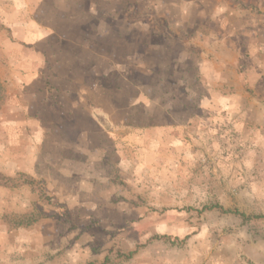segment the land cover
<instances>
[{"label":"rangeland","instance_id":"rangeland-1","mask_svg":"<svg viewBox=\"0 0 264 264\" xmlns=\"http://www.w3.org/2000/svg\"><path fill=\"white\" fill-rule=\"evenodd\" d=\"M0 175V264H264V0H0Z\"/></svg>","mask_w":264,"mask_h":264},{"label":"trees","instance_id":"trees-1","mask_svg":"<svg viewBox=\"0 0 264 264\" xmlns=\"http://www.w3.org/2000/svg\"><path fill=\"white\" fill-rule=\"evenodd\" d=\"M25 185L32 186V187L36 188L37 190H39L40 200H42L43 202H46L48 204H54L53 198L49 197L46 194L44 187L42 185L36 184V182L32 178L27 177V176H23V177H20L19 180H14L13 178L0 175V186L15 188V187H21V186H25ZM207 210H218V211H220V213H223V214H233V215L243 219L244 221L254 220V219L255 220L264 219V215L247 217L244 213H242L238 210H226L220 205H212L209 207L206 206L203 208V211H207ZM34 221L35 220L32 217H25V218L21 219L20 221H18L17 225L18 226H30ZM156 239L169 240V238L167 236H162V237L159 236V237H156ZM136 253H137V250L129 252L127 254H124L123 252L119 251L117 253V257L125 259V260H130L134 257V255ZM108 260L109 259L106 258L105 261L101 264H107ZM87 264H94V263H87Z\"/></svg>","mask_w":264,"mask_h":264}]
</instances>
